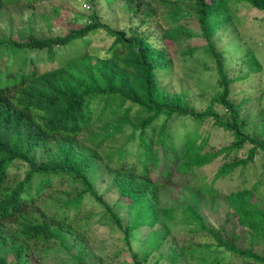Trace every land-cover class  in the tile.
<instances>
[{
	"label": "trees",
	"instance_id": "obj_1",
	"mask_svg": "<svg viewBox=\"0 0 264 264\" xmlns=\"http://www.w3.org/2000/svg\"><path fill=\"white\" fill-rule=\"evenodd\" d=\"M42 1L0 0V16L3 8L25 9ZM233 2L245 3L249 9L264 14V0H124L133 15L143 14L142 24L161 11L162 19L175 25L161 37L167 46L193 38L180 22L187 14L195 17L214 59L220 88L203 111L189 107L182 94L162 89L160 77L172 65L164 49L154 48L148 37L137 31L128 34L111 28L96 11L86 17V24L71 27L64 35L41 37L29 30L19 39L0 32V264H31L32 255L48 254L47 247L54 242L69 249L75 232L72 225L82 226L79 214L85 199L99 205L120 224L113 206L96 191L91 175L99 166L98 149L125 127L133 128L132 137L138 139L137 152L130 161L131 153L117 151L108 189L117 191L120 205L131 213L123 229V239L129 247L134 231L158 224L165 228L164 221L174 218V209L161 206L159 201L161 190L176 176L188 181L196 170L220 157L223 162L214 175V183L232 179L236 171L241 177L253 165L258 154L264 152V140L242 129L240 106L231 99V85L243 79L229 78L222 56L211 41L214 33L228 22ZM99 31L112 39L105 56L83 51L63 65L52 66L57 50L79 42L88 47L89 38ZM6 50L15 55L26 53L21 72L10 79L5 71L1 72V59H8ZM248 63L251 73L260 71L253 56ZM214 107H220L222 112ZM132 113L134 119L130 118ZM161 116L165 121L157 129L155 122ZM173 116L210 121L211 127L228 134L232 143L218 148L210 144L208 134H193L185 136L177 148L167 134V122ZM100 124L103 126L97 130ZM240 151L244 152L243 158L238 157ZM19 171L23 172L22 177L14 180L13 173ZM243 182L227 196L235 226L263 242L262 194L255 185L250 187ZM58 185L66 188L57 190ZM38 201H42L46 213L38 212ZM188 212L189 219L208 232L219 247L264 264L263 256L239 248L206 228L197 210L189 207ZM77 248L80 253L84 251L81 243Z\"/></svg>",
	"mask_w": 264,
	"mask_h": 264
},
{
	"label": "rangeland",
	"instance_id": "obj_2",
	"mask_svg": "<svg viewBox=\"0 0 264 264\" xmlns=\"http://www.w3.org/2000/svg\"><path fill=\"white\" fill-rule=\"evenodd\" d=\"M91 2L44 0L25 9L9 6L1 10L0 32L6 37L19 39H23L20 37L26 36L29 30L41 37L64 35L69 28L86 24V17L96 11L101 21L111 28L125 30L128 34L137 31L148 37L154 48L165 50L172 62L171 70L160 77L162 89L166 92L182 94L188 106L196 111L205 110L210 104V99L220 92L214 59L192 14H187L180 24L193 38L167 46L161 37L175 25L171 21H164L161 11L148 19V23L142 24L143 14L133 15L124 0ZM152 7L157 8L154 4ZM89 40L88 47L79 42L57 50L56 63L52 66L63 65L65 61L83 51L92 56H105L112 42V39L101 31ZM211 41L222 56L229 78L243 79L231 85V99L240 106L242 129L264 140V14L249 9L245 3L233 2L228 22L214 33ZM184 51L191 53L184 55ZM4 55H7L8 59H1V72L5 71L10 79L21 72L20 67L26 53L15 55L11 50H6ZM252 56L260 65V71L256 74L251 73L248 63ZM28 68L27 64L24 71L27 72ZM214 110L222 112L220 107H214ZM134 117L132 113L130 118ZM163 121L165 117L161 116L155 122L157 129ZM167 126V134L175 140L177 148L185 136L193 134H208L210 144L218 148L232 143V138L211 127L210 121L198 122L189 117L173 116ZM138 132H135V136ZM132 133V127H125L120 134L114 135L98 149L99 166L91 175L96 191L113 206V212L120 224L105 214L99 205L85 199L83 210L79 214L80 218H83L82 226L76 228L72 225L77 239L74 240V234L71 236L70 248L67 249L58 242L51 243L47 247L48 254L31 256V264H135L136 261H143L144 264H256L219 247L208 232L189 219V207L197 210L206 228L215 230L237 247L264 257V241L252 239L243 229L235 226L236 221L227 199L228 193L245 180L250 187L255 185L257 192L262 194L261 207L264 209V152L258 154L253 165L246 169L241 177L236 171L232 179L213 182L214 175L223 162L222 157L196 170L194 177L188 181L176 176L169 186L161 190L159 201L161 206L174 209V218L164 221L165 228L158 224L154 228L145 226L134 231L129 237L130 247L126 245L123 229L131 219V213L125 206L120 205L117 191L108 188L111 186L117 151L124 149L131 153L132 157L128 158L130 161L137 152L138 139L132 137ZM243 156L244 152L240 151L238 157ZM13 174L14 180H18L23 172ZM56 188L62 191L66 186L58 185ZM211 191L216 194L213 195ZM41 204L42 201H38V212L46 213ZM78 243L84 248L81 253L77 248Z\"/></svg>",
	"mask_w": 264,
	"mask_h": 264
}]
</instances>
